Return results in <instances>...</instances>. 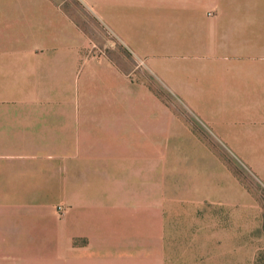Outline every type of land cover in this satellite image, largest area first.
<instances>
[{
    "label": "crops",
    "instance_id": "1",
    "mask_svg": "<svg viewBox=\"0 0 264 264\" xmlns=\"http://www.w3.org/2000/svg\"><path fill=\"white\" fill-rule=\"evenodd\" d=\"M257 184L264 0H0V264H254Z\"/></svg>",
    "mask_w": 264,
    "mask_h": 264
},
{
    "label": "rangeland",
    "instance_id": "2",
    "mask_svg": "<svg viewBox=\"0 0 264 264\" xmlns=\"http://www.w3.org/2000/svg\"><path fill=\"white\" fill-rule=\"evenodd\" d=\"M74 16L79 19L81 27L89 35L93 42V49L95 52H103L109 54H125L129 53L126 48L119 46L114 36L103 27L97 20L95 21L85 10V8H78L74 11ZM133 62H127L128 68L133 66ZM145 64V63H136ZM161 64H168L167 62ZM159 100L163 103L171 105V92L164 88L163 80L160 79V91L156 94ZM240 237L238 238L239 247L244 251L245 258L247 251L251 254L254 250V264H264V189L257 184L256 188V209H255V227L252 230V222L249 223V231L244 230L242 223L240 224ZM247 226V224H246ZM243 263V262H242ZM241 263V264H242ZM247 264V263H245Z\"/></svg>",
    "mask_w": 264,
    "mask_h": 264
},
{
    "label": "built area",
    "instance_id": "3",
    "mask_svg": "<svg viewBox=\"0 0 264 264\" xmlns=\"http://www.w3.org/2000/svg\"><path fill=\"white\" fill-rule=\"evenodd\" d=\"M60 208V207H59Z\"/></svg>",
    "mask_w": 264,
    "mask_h": 264
}]
</instances>
